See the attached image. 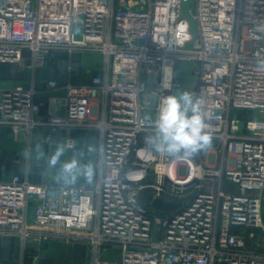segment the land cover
<instances>
[{"label":"built area","instance_id":"1","mask_svg":"<svg viewBox=\"0 0 264 264\" xmlns=\"http://www.w3.org/2000/svg\"><path fill=\"white\" fill-rule=\"evenodd\" d=\"M181 1L0 0V63H21L29 51L36 70L66 54L72 77L74 54L104 60L88 81L46 80L47 106L33 85L0 89V136L8 128L28 144V158L37 138L74 148L70 133L89 129L100 140L91 185L33 182L28 169L0 178V235L18 236L23 246L28 239L88 244L92 264H264V0H193L192 49ZM178 59L197 65L188 91L213 135L211 149L180 161L146 139L177 85ZM165 65L174 70L170 89L160 88ZM61 130L67 134L58 139ZM146 187L153 191L143 206ZM151 195L184 204L162 216ZM114 247L120 259L105 258Z\"/></svg>","mask_w":264,"mask_h":264},{"label":"clouds","instance_id":"2","mask_svg":"<svg viewBox=\"0 0 264 264\" xmlns=\"http://www.w3.org/2000/svg\"><path fill=\"white\" fill-rule=\"evenodd\" d=\"M161 74L160 88H172L173 67L162 66ZM206 128L201 101L191 91H183L160 101L153 134L146 139L150 148L180 161L211 149L213 135ZM64 155L65 149L58 146L48 159L49 167L57 169L53 177L56 183L72 186L81 180L89 185L95 182L96 169L92 163L74 157L62 161Z\"/></svg>","mask_w":264,"mask_h":264},{"label":"crops","instance_id":"3","mask_svg":"<svg viewBox=\"0 0 264 264\" xmlns=\"http://www.w3.org/2000/svg\"><path fill=\"white\" fill-rule=\"evenodd\" d=\"M25 59L21 63H9L4 62L0 63V80L7 81L13 85L20 84L24 87H31L32 85L36 87V89L39 91L38 100L43 102L45 106H47V102L52 97L53 93L49 91V88L46 84V80L54 78L58 81L60 85H64L65 83L71 81L73 83H81L88 81L92 76L99 73V68L102 66V62H99L97 58L90 59L87 64L82 67L81 64L77 63V59H75V56H80V53H76L73 55V63H76V66L78 70H80V74L73 75L72 77H69L67 73V68L65 63L67 61L68 56L66 54H59L60 59L58 63V70L51 71L49 69L50 63L44 67V68H38L34 70L30 67V53L29 51H24ZM57 55V56H59ZM103 61V60H102ZM63 68V69H62ZM55 95L62 97L64 95V91L60 90ZM62 113V112H61ZM93 133L99 134L97 130H89V129H77L73 130L70 134L77 140V142H82L83 138H87L93 135ZM67 132L65 130H61L57 134L58 139H62L63 136H65ZM2 141L3 143H0V151L3 155L5 151L7 152H13V156H15L13 159L4 160L6 156L0 155V178L1 179H9L12 174L17 171L22 176H26V171L28 169L29 179L31 180V176L34 178V169H32L30 164V157L26 156V163L27 166L23 167L24 162L17 163V160H20L17 158L18 153H16V146L14 143L19 144L15 141L13 138L10 130L8 128H5L3 131ZM39 140V139H38ZM79 140V141H78ZM40 141V140H39ZM45 143V142H42ZM26 144V143H24ZM50 147L49 144L45 143ZM32 148V143H31ZM26 149H28V144H26ZM31 151V150H30ZM98 162L99 157L97 158V170H98ZM5 166V167H4ZM22 168L20 169L19 167ZM52 181L56 184L55 181L49 178L47 175H38L36 178H34L33 182H43V181ZM83 183V182H81ZM80 184V183H76ZM19 242L22 244V240L19 237ZM1 245L2 241H0V251H1ZM32 245V239H28L25 242V248L31 247ZM93 259V251L91 249V246L88 244L83 243H69L62 241L61 244L57 243L53 250H51L49 255L50 262L55 261L57 264H92Z\"/></svg>","mask_w":264,"mask_h":264},{"label":"rangeland","instance_id":"4","mask_svg":"<svg viewBox=\"0 0 264 264\" xmlns=\"http://www.w3.org/2000/svg\"><path fill=\"white\" fill-rule=\"evenodd\" d=\"M192 4V8H193ZM80 56H75V59H77V63L81 64L82 67H84L87 62L90 59L97 58L100 60L99 62L103 63V56L99 53H92V52H83L80 53ZM103 60V61H102ZM67 63V61L65 62ZM76 65V63H75ZM49 69L51 71L58 70L57 67H54V65H49ZM63 69V68H62ZM68 73V72H67ZM77 74H80V70ZM76 75V74H75ZM13 84L0 80V89L7 88ZM241 114L244 112H240ZM247 114V113H246ZM245 114V115H246ZM79 141V140H78ZM0 143L4 144V141H2V136H0ZM16 146V153H18L17 158L20 159L19 162H24L23 167L27 166L26 163V156L28 149H26V144L24 143H14ZM65 149V155L61 158L62 161L70 159V158H76L77 160L81 162H90L94 165L96 169V175H97V158L100 154V140H99V134L93 133L92 136L83 138L82 142H77L74 148H66L63 145H58ZM58 146H50L46 145L45 143H42L41 141L37 139H34L32 142V148L30 151V164L32 169H34V178H36L38 175H47L49 178L54 181L53 177L57 171V169H52L48 165V159L51 157L52 154L56 151ZM3 155L0 151V155L6 156L4 160L13 159L15 156H13V152H7L5 151ZM13 154V155H12ZM210 162L214 161V155L211 154L209 157ZM21 162V163H22ZM5 167V166H4ZM59 166H57L58 168ZM20 169L22 168L19 167ZM97 177V176H96ZM33 176H31V181L34 179ZM83 182L78 181L77 183ZM149 201H151V207L162 214V216H167L170 214H173L177 210H179L183 204L184 201L182 199H172L167 196H161L158 198H154L152 195L148 197ZM0 241H2L1 245V251H0V264H56L55 261L50 262L49 255L51 250L55 247L57 243L61 244L62 241H43L38 242L37 240L32 239V245L31 247L25 248V246L21 245L19 242V237L15 235H0ZM84 244V243H83ZM105 258L113 259V260H119L120 259V250L119 248H109L108 251L105 252ZM58 264V262H57Z\"/></svg>","mask_w":264,"mask_h":264},{"label":"water","instance_id":"5","mask_svg":"<svg viewBox=\"0 0 264 264\" xmlns=\"http://www.w3.org/2000/svg\"><path fill=\"white\" fill-rule=\"evenodd\" d=\"M193 0H182L180 4V16L189 21L192 39L186 44L187 49H192L197 37V26L194 15L191 12ZM197 65L190 59H178L175 63V78L177 85L173 94L188 91L195 83L196 77L192 75V70H196ZM153 191L151 187H146L139 192V202L145 206L146 195Z\"/></svg>","mask_w":264,"mask_h":264},{"label":"trees","instance_id":"6","mask_svg":"<svg viewBox=\"0 0 264 264\" xmlns=\"http://www.w3.org/2000/svg\"><path fill=\"white\" fill-rule=\"evenodd\" d=\"M60 57H62V56H55V58L52 60V62L50 63V65H54V67H57V69H58V63H59V59H60ZM1 160L2 159H0V162H1ZM51 183H54V182H52V181H50Z\"/></svg>","mask_w":264,"mask_h":264}]
</instances>
